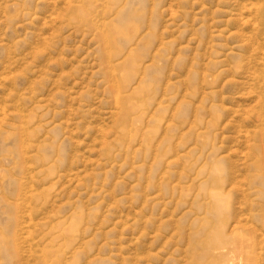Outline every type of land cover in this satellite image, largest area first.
<instances>
[{"label": "rangeland", "instance_id": "obj_1", "mask_svg": "<svg viewBox=\"0 0 264 264\" xmlns=\"http://www.w3.org/2000/svg\"><path fill=\"white\" fill-rule=\"evenodd\" d=\"M0 264H264V0H0Z\"/></svg>", "mask_w": 264, "mask_h": 264}, {"label": "bare ground", "instance_id": "obj_2", "mask_svg": "<svg viewBox=\"0 0 264 264\" xmlns=\"http://www.w3.org/2000/svg\"><path fill=\"white\" fill-rule=\"evenodd\" d=\"M111 74H112V73H111ZM111 76H112V75H111ZM111 76H110V77H111ZM112 78H114V76H113ZM111 81H112V80H111ZM112 82H113V81H112ZM115 86H116V84H115ZM115 86H112V87H115ZM116 87H117V86H116ZM116 87H115V88H116ZM117 89H118V88H117ZM113 90H114V88H113ZM115 91H116V89H115ZM114 93H116V92H114ZM113 98H114V97H113ZM119 98H120V97H119V94H118V93H116V94H115V98H114V99H116V100L118 101V100H119Z\"/></svg>", "mask_w": 264, "mask_h": 264}]
</instances>
